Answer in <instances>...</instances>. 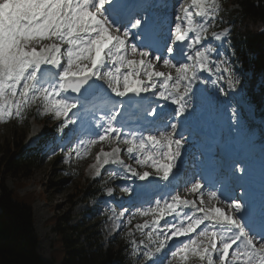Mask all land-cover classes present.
Here are the masks:
<instances>
[{
    "label": "snow or ice",
    "instance_id": "6c2138e0",
    "mask_svg": "<svg viewBox=\"0 0 264 264\" xmlns=\"http://www.w3.org/2000/svg\"><path fill=\"white\" fill-rule=\"evenodd\" d=\"M219 7L217 0H190V4L185 0L168 39L155 36L141 47L131 41L154 36L157 29L156 22L146 18L142 4L0 0V120L13 114L22 117L36 102L59 120L94 97L114 95L123 107L130 94L140 97L142 93L175 105L172 114L183 118L197 83L210 81L220 95H226L221 80L232 89L237 83L231 65L211 43L222 41L227 29L209 36ZM163 52L169 55L158 54ZM161 63L168 71L157 70ZM64 93L77 95L70 98ZM117 115L113 111L107 119L101 116L98 139L81 140L72 149L76 156H86L97 143L107 144L111 150L101 149L95 156L96 177L106 170L111 179L125 180L130 174L149 187L157 181L171 182L183 148L175 134L177 123L166 126L172 131L149 132L137 139L135 132L125 133L112 123ZM72 123L67 119L64 126ZM122 155L140 168L153 169L155 175L125 164ZM108 165L119 166L123 172L108 170ZM236 171L242 173L243 167ZM189 183L187 190L195 194L194 199L174 194L131 213L127 225L137 216L151 218L135 225L142 239L131 241L133 255L142 257L144 264H264V228L256 232L250 226L245 204L234 193L205 191L203 180ZM180 237L188 240H175Z\"/></svg>",
    "mask_w": 264,
    "mask_h": 264
},
{
    "label": "rangeland",
    "instance_id": "374dc122",
    "mask_svg": "<svg viewBox=\"0 0 264 264\" xmlns=\"http://www.w3.org/2000/svg\"><path fill=\"white\" fill-rule=\"evenodd\" d=\"M217 3L220 7L216 13L215 22H213L212 27L209 30V36L211 35V32L221 29L224 25L222 21L218 20V16L221 13V7L229 6L233 9L237 8L235 0H217ZM178 12L180 14V10ZM211 43L214 46V42L211 41ZM223 58L230 64L228 59L229 57L224 55ZM161 69H164L162 63L157 70L163 71ZM166 71L168 70L166 69ZM172 74L175 75L174 71ZM235 79L238 85V81L241 80V76L237 75ZM222 82L224 83L225 93H229L231 88H229L227 83L223 80L220 81V83ZM263 86L264 78L258 79L255 85L256 91H259V89ZM204 87H208V91L214 97L217 95L219 98L222 97L211 82L204 84ZM236 92L244 97V101L242 102H245L246 98L250 101L251 95L246 89H239ZM33 104L39 107L41 112H39V114L41 115V118H44L47 122L58 123V121L63 118L61 117L58 120L51 113H46L43 106L39 102ZM256 104L258 105V108H261V105L257 100ZM232 112H234V110H232ZM30 121L31 127L29 131H36V129L38 131L41 130V124L35 120ZM63 126L64 123H58L56 130ZM241 126L242 125L239 123V127ZM23 128L24 124L14 114L12 116H6L3 120H0V159H2L5 153L7 142L18 143L20 141ZM63 147V144H60L59 149H48V151L45 152L40 165L28 171V175L24 177L22 181L21 178L18 177L19 175L13 174L12 172H3L1 175V180L3 181L4 188L7 192L13 193L16 197L29 193L35 194L33 197L34 201L32 202L30 208L33 219L32 227L35 236L38 239L37 254L48 264H61V261L64 258L62 253H60V235L65 238L70 247L81 246L83 249L86 248L88 234L94 232L95 230L97 232V229L94 230L93 222L95 219L100 217V215H98L99 212H103L104 210L101 205H98L94 210L96 203L87 200L83 195H78V188L83 183L82 179L91 177L95 174L93 165L96 163V154L99 153L101 149L104 151H110V146L107 144L97 143L90 149L89 153L83 157H77L75 153L71 156L69 154L70 150L63 156ZM120 147L122 148L126 146L120 145ZM57 156H63V158L58 160L56 158ZM121 159H123V155L121 156ZM124 163L137 167V170L141 172L145 170L154 172L151 168L144 169L138 167L135 165L134 161L130 162L124 160ZM106 169L121 172V168H119V170L114 165H108L106 166ZM101 175L103 179L105 177L110 179L106 170H102ZM110 180L115 183L117 181V179ZM137 181L139 182V180ZM19 184L22 186L20 187ZM112 186H117L118 192L122 191L119 184L116 183ZM113 189L116 191L115 188ZM90 204H92L91 207L93 211L88 210ZM92 214L93 217L91 219L89 217ZM150 219V217L137 216L136 220H134L136 221L135 225L142 224L145 220ZM136 236L142 237L141 233L138 231ZM141 239L138 240L137 243H139ZM110 245V241H106L105 237L103 241L100 240L99 242V247H101L102 251H106ZM143 262L142 257L136 259V263Z\"/></svg>",
    "mask_w": 264,
    "mask_h": 264
},
{
    "label": "trees",
    "instance_id": "16d2710c",
    "mask_svg": "<svg viewBox=\"0 0 264 264\" xmlns=\"http://www.w3.org/2000/svg\"><path fill=\"white\" fill-rule=\"evenodd\" d=\"M235 3L237 8L224 7L221 17L231 28V41L239 51L243 70L252 73L246 79L249 90L254 97L263 102L264 87L259 92L254 89L260 76L264 78V0H235ZM30 115L31 113H28L26 118ZM20 143L21 141L19 144L7 142L5 153L0 159V264H47L37 254L38 239L32 227L30 206L35 194L16 197L6 191L1 180L3 172H12L19 175L22 181L28 175V171L39 164L38 153L22 152ZM98 182L101 183L98 178L92 180L86 178L78 188V195L87 197L102 195L103 189L97 185ZM95 238V232L88 234V250H84L81 246L70 247L60 235V253L64 256L61 264H109L113 259L122 262L123 259L119 258L122 249L115 252L109 249L103 253L94 246Z\"/></svg>",
    "mask_w": 264,
    "mask_h": 264
},
{
    "label": "bare ground",
    "instance_id": "6f19581e",
    "mask_svg": "<svg viewBox=\"0 0 264 264\" xmlns=\"http://www.w3.org/2000/svg\"><path fill=\"white\" fill-rule=\"evenodd\" d=\"M192 10H193V9H192ZM159 71H160V70H159ZM141 96H142V100H144V98H145V97H144L145 94L142 93ZM166 113H167V112H166Z\"/></svg>",
    "mask_w": 264,
    "mask_h": 264
}]
</instances>
